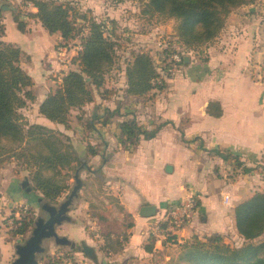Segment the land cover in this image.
Instances as JSON below:
<instances>
[{"label": "crops", "instance_id": "crops-1", "mask_svg": "<svg viewBox=\"0 0 264 264\" xmlns=\"http://www.w3.org/2000/svg\"><path fill=\"white\" fill-rule=\"evenodd\" d=\"M36 11L32 7L29 12ZM20 20L24 30L13 14L4 13L5 34L0 39L22 50L21 66L34 82L35 100L22 110L30 111L31 123L54 127L39 106L68 70L79 68L59 63L56 48L79 42L50 33L29 15ZM185 51L180 69L165 75L162 87L145 96L126 92V66L120 85L118 78L113 81L115 91L107 89L106 80L99 88L104 93L97 98L111 112L88 124L93 131H87L90 143L83 138V145L88 143L89 161L80 168L66 219L58 223L72 249L82 242L94 248L95 258H77L82 264H154L153 257L161 251L177 249L193 236L208 240L220 234L231 245L244 242L235 208L264 192V0L232 10L214 40ZM128 119L144 130L158 129L156 135L147 139L141 134L135 143H122L120 123ZM58 128L70 135L63 124ZM90 146L95 154H90ZM87 176L92 184L85 181ZM5 187L10 198L20 195L19 186ZM102 198L109 203H101ZM188 201L193 210L181 228L159 224L169 209ZM146 204L156 206L153 216L140 215ZM7 248L0 235V252L6 255ZM74 254L79 256L78 251Z\"/></svg>", "mask_w": 264, "mask_h": 264}, {"label": "trees", "instance_id": "trees-1", "mask_svg": "<svg viewBox=\"0 0 264 264\" xmlns=\"http://www.w3.org/2000/svg\"><path fill=\"white\" fill-rule=\"evenodd\" d=\"M36 12L30 17L38 19L50 32H59L63 39L76 38L80 31L72 7L61 0H30ZM254 0H149L154 11L178 19L174 38L186 49H194L214 40L225 25L232 10ZM4 11L0 6V38L5 34ZM20 30L25 22L14 15ZM87 34L80 38L81 50L73 57L78 69H70L63 75L57 88L41 102L39 112L54 123L68 128L73 108H81L93 101L94 88L104 86L108 72L116 62L117 42L105 34L104 23L94 17L84 16ZM85 29V28H83ZM83 34V33H82ZM22 50L0 39V169L11 161L24 165L30 172L32 185L28 192H39L42 198L55 201L69 188L63 171L83 164L78 150L69 137L55 132L46 125L31 123L25 128L20 124L19 109L35 100L32 77L21 66ZM126 92L132 96H145L161 76L155 58L140 50L132 54L126 65ZM121 142H137L140 135L149 139L158 129L144 130L134 119L120 123ZM90 154L95 149L89 147ZM229 158V154H223ZM26 186V187H27ZM27 191V190H26ZM236 226L244 238L240 246L227 243L220 234L208 240L197 236L179 243L177 264H264V192H257L235 208ZM16 233L24 234L28 225H22ZM152 251V246H146ZM53 257L49 264H56Z\"/></svg>", "mask_w": 264, "mask_h": 264}, {"label": "rangeland", "instance_id": "rangeland-1", "mask_svg": "<svg viewBox=\"0 0 264 264\" xmlns=\"http://www.w3.org/2000/svg\"><path fill=\"white\" fill-rule=\"evenodd\" d=\"M61 2L72 7L71 13L77 27L80 29V31L76 34L77 37L75 38L78 39V42L82 35L87 34L88 30L85 26H82L85 23L84 16L86 18L94 17L98 21H102L104 23L105 34L116 40V64L113 66L111 72H108L105 84L106 87H108V90L115 89L116 86H114L113 81L116 80V78L119 79L120 85L122 68L126 66L129 61H131L132 54L134 52L144 50L152 54L155 58L160 49V36H169L171 39V37L175 36V32L177 30L178 19L168 16L165 13L154 11L149 6V0H61ZM2 4L6 5L8 8L4 10L5 14L11 16L12 14L18 15L21 19L28 16V14H30L29 11H31L32 7H34L30 0H0V5ZM71 45L72 47L70 52L74 53L78 45L77 43L74 45L72 43ZM56 55L57 61L61 63L58 59L57 48ZM183 55L185 57V55H187V51L183 50ZM73 63L75 62L72 58V60L65 65H68V68H71ZM93 92L94 97L96 98L104 93L102 90L94 87ZM109 97H112V94H109ZM99 101L100 99L97 98L94 103H89L88 108H81L80 111L74 109L71 112L70 120L72 124L70 123L68 128H65L66 131L68 130L70 132V135L58 128V123H55L54 127L48 126L55 132L62 134V136L69 137V140L63 138L64 141H69L74 148L76 144L78 153L83 161V164H76L69 172H67V170L63 171L64 173H69L70 175L69 178L67 177L69 188L64 191L61 196L57 198V200H46L42 198V195L39 192L32 193L26 191V186L32 185L30 181V172L24 165L18 164L17 161L7 162L0 169V235L5 238V242L8 245V252L6 255L5 253L0 252V264H11L18 257L17 246L25 244L32 236L33 230L37 227V221L40 218L45 220L48 217L46 208L54 207L56 210L59 209L67 202L75 185L79 183L78 180H80L81 177L80 168L84 164H88L89 161V154L86 149L88 148V143H90V137H88L87 131L91 134L93 131V125L91 129H89L88 124L99 121V119H105L104 115H108L111 112L110 107H108L107 104L103 106ZM27 105L30 106L31 104ZM129 107L127 106L126 108ZM22 108L18 110L21 115L20 124L27 128L28 125L31 124V115L30 111L27 114L26 111L22 110ZM118 109L120 108L118 107ZM80 118L82 119L80 120ZM93 136L97 137L98 133H93ZM83 138L89 139L86 147L83 145V143H85L83 142ZM74 142L75 144H73ZM96 169L98 171L100 168ZM77 170H79V174L77 176L78 180L75 176ZM26 181H28V183L21 186V183H25ZM85 181L92 184L89 176L86 177ZM94 183L97 184V182ZM8 184L10 186L15 184L17 188L19 186L20 195L18 197L16 196L14 198H10L5 189V185ZM101 189L105 188L102 187ZM24 196H26L27 199H25ZM99 199L100 198H98V201ZM101 203L109 202L107 200H103L102 198ZM10 219L13 220L14 225L9 224L8 221ZM22 225H28V227L25 229L24 234H17L16 231L20 227L23 228ZM49 229L50 228L47 230ZM60 229V226L56 223L55 230L57 231L59 237H64V233L61 232ZM55 241V236L51 235H45L41 238L40 246L43 248V251L36 254V260L38 261L37 264H49L53 260L55 254L59 252L72 257L74 255L76 258L83 255L80 243H77L76 245L74 244V249H72L73 245L71 242H69V244L59 243L57 245ZM76 251L79 252V256L74 254ZM179 253V246L177 249L175 248L161 251L156 258L153 257V262L154 264H177ZM166 255L169 257L167 258ZM57 263L58 262H56V264ZM182 264H184V262H182Z\"/></svg>", "mask_w": 264, "mask_h": 264}, {"label": "built area", "instance_id": "built-area-1", "mask_svg": "<svg viewBox=\"0 0 264 264\" xmlns=\"http://www.w3.org/2000/svg\"><path fill=\"white\" fill-rule=\"evenodd\" d=\"M72 42L59 43L58 59L61 63L66 64L72 60V58L81 50V44L79 40L78 47L74 53L70 52ZM160 49L155 57V61L161 76L153 81L155 85L162 84L165 75H174L182 65L184 61L183 50L185 48L176 41L174 37L160 36ZM194 204L191 201L181 203L169 209L164 216L161 218L160 223L169 222L170 225L181 228L189 219L191 211L193 210ZM10 225H14L13 220L8 221ZM161 226V225H160ZM55 256L58 258L57 264H82L74 255L69 256L62 252L56 253Z\"/></svg>", "mask_w": 264, "mask_h": 264}, {"label": "water", "instance_id": "water-1", "mask_svg": "<svg viewBox=\"0 0 264 264\" xmlns=\"http://www.w3.org/2000/svg\"><path fill=\"white\" fill-rule=\"evenodd\" d=\"M0 6H1L2 10L8 9L6 7V5L2 4ZM76 179L78 180L77 175H76ZM27 183H28V181H26L24 183V185ZM78 186H79V183L74 187V191H73L70 199L60 207L58 214L61 215V217L59 219L55 220L54 217H51L50 219L45 221V223H43V224L41 223V220L43 221V219H40L39 226L33 230V234L27 240V242L23 245L17 246L18 257L11 264H37L38 261L36 260V254L40 251H43V248L40 246V241H41V238L45 235L55 236L56 241L60 244H65V243L67 244L68 243V239L66 237H59L58 236V233L55 230V224L61 223L63 219H66L65 212H66L67 206L69 205V201L76 194ZM26 190L30 191L31 188L29 186H27ZM52 209L56 210V208H54V207ZM139 213H140V215L146 216V217L153 216L156 213V206L151 205V204H146V205L142 206ZM46 226L49 227L50 229L46 230ZM81 249H82L83 254L86 257H89V258H95L96 257L94 248L91 247L90 245L86 244L85 242L81 243ZM102 264H109V263L106 261H103Z\"/></svg>", "mask_w": 264, "mask_h": 264}, {"label": "flooded vegetation", "instance_id": "flooded-vegetation-1", "mask_svg": "<svg viewBox=\"0 0 264 264\" xmlns=\"http://www.w3.org/2000/svg\"><path fill=\"white\" fill-rule=\"evenodd\" d=\"M23 184H24V183H23ZM59 209H60V208H59ZM59 209L54 210V209H52L51 207L46 208V211H47V213H48V217H47L45 220H43V221L41 220V223H42V224L45 223V221H47V220L50 219L51 217H54L55 220L59 219V218L61 217V215L58 214ZM40 219H41V218H40ZM40 219L37 221V227H38L39 224H40ZM48 228H49V227L46 226V230H47Z\"/></svg>", "mask_w": 264, "mask_h": 264}]
</instances>
